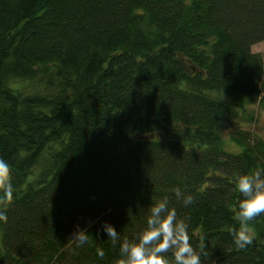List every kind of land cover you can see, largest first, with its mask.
Wrapping results in <instances>:
<instances>
[{
    "label": "trees",
    "instance_id": "trees-1",
    "mask_svg": "<svg viewBox=\"0 0 264 264\" xmlns=\"http://www.w3.org/2000/svg\"><path fill=\"white\" fill-rule=\"evenodd\" d=\"M261 40L264 0H0V158L15 188L0 264H116L102 224L133 240L164 197L197 251L206 237L202 264H264V214L252 245L231 235L264 140L230 132L232 153L220 136L238 110L264 107Z\"/></svg>",
    "mask_w": 264,
    "mask_h": 264
},
{
    "label": "clouds",
    "instance_id": "clouds-1",
    "mask_svg": "<svg viewBox=\"0 0 264 264\" xmlns=\"http://www.w3.org/2000/svg\"><path fill=\"white\" fill-rule=\"evenodd\" d=\"M13 174L9 163L0 158V221L7 223V209L14 199ZM238 191L244 199L239 203L237 219L239 230H233L231 235L237 248L244 249L253 244L255 232L250 222L264 214V169H257L251 175H241L238 179ZM184 206L195 203L194 197L183 193L180 188L172 190ZM169 198L164 197L153 204L147 218V227L135 239H121L110 223H103L101 229L106 233L113 247L119 245L120 259L116 264H170L168 254H171L174 264H202L201 257L209 255L206 247V237H199V251L191 243L189 224L184 219H178L177 211L169 206ZM99 235V230L97 232ZM87 228H80L72 235L76 248L83 247L89 241ZM96 254L104 259L105 252L97 248Z\"/></svg>",
    "mask_w": 264,
    "mask_h": 264
},
{
    "label": "rangeland",
    "instance_id": "rangeland-1",
    "mask_svg": "<svg viewBox=\"0 0 264 264\" xmlns=\"http://www.w3.org/2000/svg\"><path fill=\"white\" fill-rule=\"evenodd\" d=\"M250 51L257 53L264 52V40L252 44L250 46ZM15 85L22 92L40 90V87H37L35 81L32 80H19L15 82ZM224 98L227 99L226 97ZM237 112L238 115L236 117L224 122L220 131L222 147L226 151L232 153L239 151V147L230 139V132L247 131L251 138H261L264 140V107H258L256 104H249L246 107V111L238 110ZM37 169L38 165L34 167V171H37Z\"/></svg>",
    "mask_w": 264,
    "mask_h": 264
}]
</instances>
